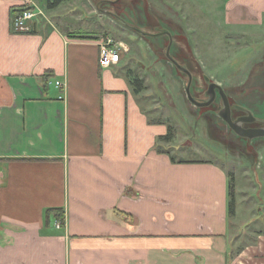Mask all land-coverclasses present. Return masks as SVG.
<instances>
[{"label": "crops", "instance_id": "obj_1", "mask_svg": "<svg viewBox=\"0 0 264 264\" xmlns=\"http://www.w3.org/2000/svg\"><path fill=\"white\" fill-rule=\"evenodd\" d=\"M41 1L0 0V264H264L260 213L233 219L228 172L175 157L158 108L131 84L138 33L112 16L117 0L91 3L96 22L73 0ZM27 4L41 15L15 33L11 12ZM134 10L142 21L128 25L148 27ZM223 14L257 25L264 0H224ZM106 39L120 59L101 68Z\"/></svg>", "mask_w": 264, "mask_h": 264}, {"label": "rangeland", "instance_id": "obj_2", "mask_svg": "<svg viewBox=\"0 0 264 264\" xmlns=\"http://www.w3.org/2000/svg\"><path fill=\"white\" fill-rule=\"evenodd\" d=\"M44 1L40 2L41 8L46 5ZM93 2L73 0L72 7L76 9L72 11L87 16ZM223 5L224 0H117L113 7L116 17L134 26L142 21L134 7L147 12V18L142 17L148 27L141 26L140 31L154 36L127 35L130 49L125 66L130 78L140 80V95L149 97L151 105L158 108L157 116L168 125L173 145L178 147L174 156L215 163L228 172L229 178L234 173L233 219L248 221L256 212L260 213L257 219L264 222V139H243L228 129L217 116L221 102L209 108L193 106L185 93L187 76L167 60L168 42L158 35L167 29L173 32V55L180 62L188 58L194 67L192 97L206 99L208 83H217L227 94L233 120L250 113L256 120L244 125L264 127V16L257 25H230L224 19ZM70 7L66 5L65 9ZM97 15L95 12L86 18L100 21ZM107 19L110 20L103 18ZM111 26L118 27L115 22ZM110 37L126 41L120 36ZM245 159L253 160L248 162L249 168L244 165ZM233 222L235 226L241 223ZM260 229L264 231V226Z\"/></svg>", "mask_w": 264, "mask_h": 264}, {"label": "water", "instance_id": "obj_3", "mask_svg": "<svg viewBox=\"0 0 264 264\" xmlns=\"http://www.w3.org/2000/svg\"><path fill=\"white\" fill-rule=\"evenodd\" d=\"M111 15V13H110ZM112 16L118 21V23L129 27L131 30H134L138 35L150 37L154 36L152 34H147L142 31H140L137 28H134L132 26H129L127 23H124L122 19L116 17L114 14ZM158 35H166L169 38L168 45L166 47L165 56L167 60L181 73L185 74L187 76V83L185 86V93L187 96L188 101L195 106L196 108H208L210 107L214 101L216 100V97L218 96L221 99V110L218 111L217 116L225 123L228 129H230L235 135H237L240 138L252 140V139H258L262 138L264 139V127H258V128H245L243 127L246 123H251L256 118L252 114H247L246 116L239 117L236 120L232 119L231 115V107L230 103L227 97V94L225 93L224 89L218 85L217 83H208L207 90L205 92V98L204 100H196L191 95V83H192V75L190 72H188L184 67L180 66L170 55V47L172 45V37L171 34L168 31H164V33H159ZM206 80V79H205Z\"/></svg>", "mask_w": 264, "mask_h": 264}, {"label": "built area", "instance_id": "obj_4", "mask_svg": "<svg viewBox=\"0 0 264 264\" xmlns=\"http://www.w3.org/2000/svg\"><path fill=\"white\" fill-rule=\"evenodd\" d=\"M14 12L16 14L11 17L10 26L15 33L31 32L35 19L41 15L39 11L35 12L34 9L28 6V4L25 5L23 9ZM119 46L120 45L114 43L112 39H106L101 43L98 59L101 68H109L118 63L121 48V46ZM54 84L58 89L63 88V84L59 81H56ZM58 99L62 100L63 97L59 96Z\"/></svg>", "mask_w": 264, "mask_h": 264}, {"label": "trees", "instance_id": "obj_5", "mask_svg": "<svg viewBox=\"0 0 264 264\" xmlns=\"http://www.w3.org/2000/svg\"><path fill=\"white\" fill-rule=\"evenodd\" d=\"M61 2V0H48L47 1V6H48V8L49 9H52V8H54V7H56L59 3ZM15 12H11V17L12 16H15ZM170 34H171V37H172V39H173V34H172V32H170L169 30H167ZM163 38H165V40L168 42L169 41V38H168V36H162ZM174 43H172V45H171V47H170V55L172 56V58L180 65V66H182V67H184L188 72H190L191 73V75H192V83H191V87H190V90L192 89V87H193V84L195 83V76H194V74H193V70H194V67L192 66V64L190 63V60L188 59V58H186V59H184V61H182V62H180L176 57H175V55H173V54H175L174 53ZM196 67V69H198V66H195ZM178 71V70H177ZM183 74V73H182ZM134 76V75H133ZM130 78V77H129ZM45 81V80H44ZM194 81V82H193ZM130 82H131V84L135 87V91L138 93L140 90H141V82H140V80L138 79V78H135V77H131L130 78ZM216 99H217V101L215 100L214 101V103L210 106V107H215L217 104H220V102H221V99L217 96L216 97ZM209 108V107H208ZM264 119V118H263ZM172 134L169 132V130H168V133L164 136V137H162L163 138V140H165V141H168L169 139H171V136ZM173 161V160H172ZM231 175V177L229 178L230 179V182H229V185H228V196H229V203H228V213L231 215V216H233L234 215V210H235V201H234V186H233V176H232V174H230ZM228 177H229V174H228ZM53 211H56V210H53ZM52 212V210H46V212H45V215H46V220H45V222L47 223V218H48V215H49V213H51ZM61 217V215H59V216H57V218H60ZM63 219V218H62ZM62 219H58V220H62Z\"/></svg>", "mask_w": 264, "mask_h": 264}, {"label": "flooded vegetation", "instance_id": "obj_6", "mask_svg": "<svg viewBox=\"0 0 264 264\" xmlns=\"http://www.w3.org/2000/svg\"><path fill=\"white\" fill-rule=\"evenodd\" d=\"M216 101H217V99H216ZM232 113H233V112H232ZM241 116H244V114L238 115V116L233 117V118L235 119V118H237V117H241ZM243 127H245V128H253V127H250L249 125H244Z\"/></svg>", "mask_w": 264, "mask_h": 264}, {"label": "bare ground", "instance_id": "obj_7", "mask_svg": "<svg viewBox=\"0 0 264 264\" xmlns=\"http://www.w3.org/2000/svg\"><path fill=\"white\" fill-rule=\"evenodd\" d=\"M172 43H174V40H172ZM175 44V43H174ZM193 87L195 88V83L193 84Z\"/></svg>", "mask_w": 264, "mask_h": 264}]
</instances>
